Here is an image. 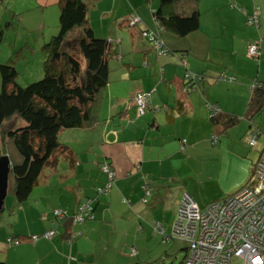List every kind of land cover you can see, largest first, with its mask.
Masks as SVG:
<instances>
[{"label": "crops", "instance_id": "crops-1", "mask_svg": "<svg viewBox=\"0 0 264 264\" xmlns=\"http://www.w3.org/2000/svg\"><path fill=\"white\" fill-rule=\"evenodd\" d=\"M86 1L94 34L111 41L108 82L84 125L59 133L72 160L61 153V171H56L58 160L50 171L45 167L26 200L13 198L0 211L4 264H101L109 256L113 222L134 218L127 206L137 212L149 204L155 217L164 218L168 199L179 203L185 193L199 207L222 200L248 182L264 148V108L251 120L247 116L249 86L264 83V0H177L168 10L185 14L196 8L199 26L185 35L162 31L166 54H157L141 35L156 30L151 9L159 0ZM257 7L259 24H248ZM59 9V0H0V26L9 23L0 61H12L18 84L43 76V45L59 30ZM130 14L138 17L136 25L126 22ZM251 43L258 44L257 58L247 54ZM187 73L202 80L185 91ZM221 73L235 79L219 80ZM138 92L150 94L140 116L132 101ZM206 101L219 105V122L209 120ZM224 114L240 120L225 126ZM65 133L68 138H62ZM104 163L114 172V182L106 194H98L96 188L108 179ZM85 198L94 199L92 219L67 228L68 217H54V209L71 216ZM52 227L55 235L41 236ZM34 235L37 240H30ZM8 237L21 241L8 243Z\"/></svg>", "mask_w": 264, "mask_h": 264}, {"label": "trees", "instance_id": "trees-1", "mask_svg": "<svg viewBox=\"0 0 264 264\" xmlns=\"http://www.w3.org/2000/svg\"><path fill=\"white\" fill-rule=\"evenodd\" d=\"M176 1L159 0L158 6L151 9L152 16L162 31L185 35L198 28L199 12L196 8L185 14L168 10ZM59 7V30L43 45L46 57L40 79L22 86L17 82L18 72L12 61H0V128L5 123L9 126L0 155L8 154L10 158L7 194L12 193L17 202L28 198L45 167L56 164L57 154L72 160V150L59 141V133L84 125L91 117L90 105L108 82L111 41L96 36L88 24V2L59 0ZM8 24L0 26V43ZM249 89L247 116L251 120L264 108V83L256 81ZM221 117L222 111L208 118L215 124ZM239 120L236 115H225L222 123L231 126ZM73 222L69 216L64 224L68 228Z\"/></svg>", "mask_w": 264, "mask_h": 264}, {"label": "built area", "instance_id": "built-area-1", "mask_svg": "<svg viewBox=\"0 0 264 264\" xmlns=\"http://www.w3.org/2000/svg\"><path fill=\"white\" fill-rule=\"evenodd\" d=\"M139 19L136 14L129 15V25H135ZM248 24H259L258 7L248 16ZM156 30H143L142 37L146 38L157 54H166L168 49L161 38L162 28L156 25ZM247 54L257 58L258 44L251 43L247 47ZM199 77L185 75L188 91L190 84ZM217 79L233 81L234 76L221 73ZM132 101L138 116L142 115L150 103L148 92H138ZM208 117L221 111L218 104L205 102ZM215 141V137L213 142ZM248 144H255V137L248 139ZM103 170L107 173V181L96 188L98 194H106L114 182V172L104 163ZM145 195L150 190L144 188ZM145 200V198H143ZM55 218L63 219L67 213L61 209H54ZM74 222H82L93 218L92 199L80 201L75 212L71 215ZM156 230L162 233L160 223L154 222ZM57 232L55 227L45 231L42 236L50 238ZM172 236L186 242V254L183 264H232L233 257L243 260L244 264H264V148L253 167L248 182L238 191L226 196L222 200L212 201L203 208L188 195L184 194L178 207ZM34 235L30 240H37ZM21 239L8 238L9 243H19ZM69 243L71 239L67 240ZM133 252H135L132 249Z\"/></svg>", "mask_w": 264, "mask_h": 264}, {"label": "rangeland", "instance_id": "rangeland-1", "mask_svg": "<svg viewBox=\"0 0 264 264\" xmlns=\"http://www.w3.org/2000/svg\"><path fill=\"white\" fill-rule=\"evenodd\" d=\"M101 1H103L102 3H106L105 5H110V1L108 0ZM72 46H75L74 42ZM256 118L258 119L259 117ZM8 128L9 126L7 123L0 128V145L2 148L4 134ZM62 138H68L66 137V133ZM56 158L59 163L56 171H61L59 166L62 165L64 157L59 153ZM52 167V165L46 166V171H50ZM153 190L155 194L157 191L155 188ZM159 191L163 192L164 188H160ZM12 199L13 194L8 193L4 200V206H8ZM147 200L152 202L149 198ZM179 200V203H175L171 198L168 199V208L164 218L155 217L152 211L148 209V206H150L149 204H143V206L145 205L147 208L137 212L134 211L131 206H127L128 209L132 210L134 218L130 220L123 217V219L127 220L121 221L117 219L113 222L111 228L113 236L109 241V256L108 258H104V260L101 261V264H180L185 257V247L187 244L184 240L172 236L174 222L177 217L178 207L182 197H180ZM204 204L202 203L200 205L201 208L204 207ZM154 222L162 223L165 232H158L153 225ZM139 226L141 228L140 230H138ZM0 230L3 229L0 228ZM166 236L167 238H165ZM132 249L135 252H133ZM231 262L232 264H244L243 260L235 257L232 258Z\"/></svg>", "mask_w": 264, "mask_h": 264}, {"label": "water", "instance_id": "water-1", "mask_svg": "<svg viewBox=\"0 0 264 264\" xmlns=\"http://www.w3.org/2000/svg\"><path fill=\"white\" fill-rule=\"evenodd\" d=\"M201 80L202 77H199L196 81H193L190 84V86L197 88L198 82ZM10 170H11V161L8 154L0 155V211L3 209L4 200L7 195Z\"/></svg>", "mask_w": 264, "mask_h": 264}]
</instances>
